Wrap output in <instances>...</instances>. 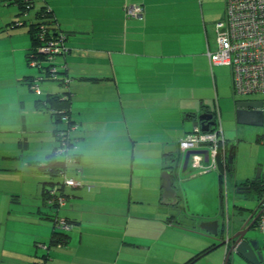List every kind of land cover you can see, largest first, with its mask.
<instances>
[{"label":"crops","instance_id":"obj_1","mask_svg":"<svg viewBox=\"0 0 264 264\" xmlns=\"http://www.w3.org/2000/svg\"><path fill=\"white\" fill-rule=\"evenodd\" d=\"M43 1L53 10L65 36L67 55L58 57V63H67L73 78L71 117L79 126L74 134L79 163L69 166L68 175L81 179L87 189L74 188L71 191L74 200L68 201L60 212L61 217L72 222L69 242L47 249L54 225L42 218V212L52 214L53 211L43 204V182L47 177L40 165L58 148L55 131L62 125L56 123L50 112L40 109L35 103L36 98L28 92L31 90L26 77H36L34 71L25 67L30 38L23 42L18 38L8 41L0 56L11 53L14 60L1 59L0 65L9 69L13 63V71L0 70V76L7 75L10 82L17 84L23 83L24 77L27 83L28 90L21 87L17 99L20 100L22 132H28L32 141L23 146L21 141L18 142V154L7 157L19 158L21 152H31L28 158L32 163L23 161L28 163L30 175L41 182L30 188L29 193L33 195L41 190V201L15 202L12 211L10 204L15 200H8L7 211L1 212L0 223L12 231L13 242L7 243V236L0 232L3 247L11 250L7 255L1 253L0 264H34L45 253L50 256L46 264H186L193 259L191 264H223L224 247L200 254L220 242L211 240L199 228L179 226L177 221L181 213L176 209L178 206L163 203L162 172L173 164H177L178 170L174 180L178 205L181 201L178 177L183 171V161L180 164L179 160L184 155L181 153L180 156V140L202 126L200 115L211 113L215 116L219 97L230 96L227 88L214 83V101L212 93L208 97L194 81L191 84L189 72L195 73L194 80H208L210 75L206 63L205 70L198 69L194 56L182 59L177 55V52H192L190 32L187 33L189 45L184 48L182 41L177 44L173 35L162 40L167 34L181 35L175 29L167 30L168 26L175 27L172 7H168L173 0ZM130 5H142L144 17H127L124 8ZM102 10L104 16L100 15ZM10 11L11 21L12 15L18 17V11L13 8ZM2 16L4 12L0 11L1 19ZM205 28L206 23L204 31ZM202 54L204 51L200 50L197 56ZM59 88L50 84L46 94L63 93ZM228 101L223 108L230 115L233 109L235 111V105L230 97ZM223 133L227 140L224 129ZM176 157H179L177 163L172 160ZM78 167L82 170L81 175L76 173ZM212 174L207 173L204 186L211 189L213 208L218 199L220 204L215 214H202L198 221L185 215L198 224L219 219L217 212L225 217L224 196H220L221 190L224 195L220 172L217 170L215 175ZM8 176H1V179L5 181ZM250 178L236 182L234 193ZM20 192L22 194L23 190ZM229 202L228 199V205ZM241 204L236 207L238 210L244 207ZM244 218L238 216L240 225ZM170 234L174 237H168ZM260 251L261 264H264L261 244ZM238 264L250 263L239 259Z\"/></svg>","mask_w":264,"mask_h":264},{"label":"rangeland","instance_id":"obj_2","mask_svg":"<svg viewBox=\"0 0 264 264\" xmlns=\"http://www.w3.org/2000/svg\"><path fill=\"white\" fill-rule=\"evenodd\" d=\"M43 2V0H38L35 9L29 12V15L26 18L22 16L17 17L14 14L12 15L13 18L10 21V8L17 10L18 13L19 10L15 5H4L0 0V11L4 12V16H2L3 18H0V51H3L2 47L8 44V41L12 39L18 38L20 42H23L25 40L27 41L29 39L27 33L29 23L35 19V13L41 7ZM172 2V4H168V7H172V23H175V27L170 28L168 26L167 30L175 29L179 31L181 35L167 34L166 38L165 36H162V40H166L170 37V35H173V38L176 40L177 44L179 43V41H182L184 48L185 46L189 45L187 42V33L190 32L191 35L189 39L193 41L190 44L192 52H186L184 54L183 52H177V55L182 59H190L194 56L197 61L196 66L198 69L201 68L205 70L206 63L207 72L210 75V79L208 80L199 78H196V80H194L195 73L189 72L188 75H190L191 84L194 81V84L198 86V88H202L201 91L205 92V95H207L208 97L209 94L212 93L214 101V83L217 84V86L221 88L225 87L230 91V96L219 97L218 101H216L215 109L217 111L215 113V120L217 121V123L218 120H220L223 125V129L226 131L228 154L232 146L236 147L235 158H233L234 161L232 164L234 165V170L232 168V171H228V175L226 176V178L224 176L223 210L225 212V217H227V214L229 217V231H232V229L234 228H237L238 230L240 228L238 216L241 214L236 207H238L240 203H242L241 205H243L244 207L254 209L258 206L259 198L262 194L256 190L251 193L240 194L237 192V189L235 190L237 193H234L233 186L234 184H236V182L245 180V178L252 177L250 178V180H252L260 167L262 168V171L264 173V130L260 127L238 124L236 122L234 109L230 113V115H227L224 111L223 105L229 103V97L233 100L235 105L237 100L243 98L256 99L260 98V96L235 95L234 92H232L233 76L231 68L229 66L222 65H214L212 68L210 67L211 64L208 56L209 53H214L217 50L215 25L225 15V0H173ZM94 6H97V4H95ZM100 12V15L104 16L103 10ZM5 14H7V18H5ZM167 17L169 20V13H167ZM17 19H21L23 21L27 20V24L23 27H16L14 24H12V22ZM133 19L136 18L133 17ZM204 23H206V31H204ZM179 36L181 38H179ZM200 50H203L204 54L197 56V53H199ZM191 53H195V55ZM1 59L11 61L14 60L11 53H9L7 56H0V60ZM10 64H12V66L9 69L0 65V70H2V72L13 71V63ZM25 67L28 70L34 71L37 76L39 75L35 68H32L31 65L26 64ZM182 72L184 73V70ZM197 73L199 74L200 72L197 71ZM22 82L23 83L17 84L16 82H10L7 75L0 76V219L1 217H3V214L1 212L5 211L6 213L8 203L12 199L15 200L13 204H10L12 211L14 210V205H16L15 202L19 201L20 204H25L29 201L31 202L33 199L36 201H41V190L33 195L29 193L30 188L33 189L34 186L37 185V183L41 182L39 178H34V175H30V173L28 172V163L26 162L32 163L30 157L28 158L31 152H21L19 158L7 157H13L14 155L18 154V142L20 143L21 141V146H23L24 143L32 141L29 133H23L21 127V108L19 102L20 100L17 99V93L21 91V87H26L28 90L27 83L26 81H24V77ZM50 84H53L55 88L59 87L58 85L55 86V82L39 81V87L41 91H43V96L48 93ZM28 92L33 97V99L37 97L34 92ZM25 103V105H27V102ZM224 107L225 109H227V106ZM63 127H65V124H63L60 128ZM21 146H19L21 149L24 148ZM23 159H25L26 162H24ZM182 159L183 157H181L179 160L180 164L182 162ZM4 168L10 170L5 171L3 170ZM16 169H19V171H16ZM210 173H213L212 175H215L217 173V170H212L210 171ZM4 175H9L5 181L1 179V176ZM207 177V173L206 175H202L201 169H194L192 168V166H190L186 171L180 173L178 177V188H180L181 190V201L176 209L177 211H180L179 213H181V215H189L194 220L198 221L200 220V215H208L209 213L213 215V213L215 214V211H218V207L220 204L219 199L218 203L216 202L213 208V198L211 199L210 196L211 189L208 190L206 189V186H204V182ZM20 190H23L22 194ZM228 199L230 200L229 205ZM72 200L73 199H69L70 202ZM40 204L41 202L37 205ZM230 210H232V213H230ZM216 216L220 217V221L224 219L218 212L216 213ZM68 230H70V227ZM0 232H2L4 235H7V240L12 239V231L6 228L1 223ZM250 234L255 238H258L261 247L264 248V234L258 229L257 226L255 230L250 232ZM194 236L195 235H192V237ZM168 237L172 238L174 237V235L170 234L168 235ZM180 237L184 238L183 235H180ZM10 252V249L3 247V237L0 238V256L1 253L7 255Z\"/></svg>","mask_w":264,"mask_h":264},{"label":"built area","instance_id":"obj_3","mask_svg":"<svg viewBox=\"0 0 264 264\" xmlns=\"http://www.w3.org/2000/svg\"><path fill=\"white\" fill-rule=\"evenodd\" d=\"M34 1V0H29ZM127 17H140L143 14L141 5L125 6ZM17 25L22 26V22ZM217 50L210 54V61L214 65H226L232 70L233 92L235 95H257L264 103V0H226L224 17L216 23ZM65 36L51 38L44 42L41 52L53 57L56 53L65 51ZM34 65V62L31 63ZM53 69V75H56ZM40 94L38 87H33ZM66 130L59 133V154L67 162H72V153L76 150L72 132L77 124H69V117H63ZM69 124V125H68ZM215 127L203 131L196 127L179 142L180 151L193 152L190 157V166L201 169L202 173L218 170L219 162L226 161V152L221 151V141L224 143L222 123L214 120ZM207 151L208 157L204 154ZM227 174V171L224 172ZM61 176L67 186L80 187L82 184L75 179L68 178L66 171ZM54 193V191H53ZM61 203V202H60ZM61 205H63L61 203ZM260 217L258 228L264 233V197L259 205ZM63 223V228L69 227Z\"/></svg>","mask_w":264,"mask_h":264},{"label":"trees","instance_id":"obj_4","mask_svg":"<svg viewBox=\"0 0 264 264\" xmlns=\"http://www.w3.org/2000/svg\"><path fill=\"white\" fill-rule=\"evenodd\" d=\"M38 0L34 1H29V0H2L1 3L4 5H15L17 9L19 10L18 16L22 17H27L29 15V12L35 9L36 3ZM143 8V14L142 16L138 18H143L144 17V7L141 5ZM225 8H226V0H225ZM18 22H22L23 25L19 26L17 25ZM16 27H23L27 24V20L23 21L21 19L14 20L12 22ZM61 32V29L59 27L57 19L54 17V12L52 9L48 7L45 3L41 5V7L36 11L35 13V19L32 20L29 23V28H28V34L29 38L31 40V45L30 48L28 49L27 52V63L28 65H31L32 62H34V65H31L32 68H35V70L38 72V76L36 74V77H26L28 80V85L29 89L31 92H34V94L37 96L35 103L37 106L42 109V110H47L50 112L54 117L55 121L57 124H65V127L59 128L55 131L56 133V138L57 141L60 142L59 139V133L62 131H65L67 126L66 122L63 120V117L68 116L70 121L69 124H77L71 117V91H70V85L73 82V78L71 77L69 73V68L66 66V64H60L57 61V58L63 56L65 57L67 55V52H61V53H56L53 55L52 59L50 56L43 54L40 50L44 45V42L47 40H50L51 38H57L59 37ZM211 62V61H210ZM212 64V62H211ZM214 65V64H212ZM226 66V65H224ZM56 69L55 71L57 72L56 75H53V69ZM39 81H51L55 82L59 87H62L60 89L63 90V93L55 94V93H49L43 96V91H41L39 87ZM33 87H38L40 90V94H37L35 92V89ZM65 89V90H64ZM215 120V116H213L212 121ZM68 124V125H69ZM78 124H77V129H78ZM215 125H212L211 128L213 129ZM77 129L72 132V140H76V136L74 137V134L76 133ZM224 134V133H223ZM73 140V141H74ZM224 143L220 144L221 151L226 152V161L221 163L219 162L218 170L220 172L219 179L221 182V185L224 184V176L226 178L228 171H232L233 165L230 164L229 158H228V151L227 149V140L224 137ZM76 144V141H75ZM77 146V145H76ZM235 146H232V154L233 158H235ZM181 156V154H180ZM73 161L72 162H67L66 159L59 154V148H56V150L51 154L48 155L47 161L43 164L40 165V170L42 173H44L47 177V180L43 182V191H42V199H43V204L46 207L47 210L53 211L52 214L49 212L45 211L42 212L43 214V219L50 220L53 222L54 229L51 233L50 236V244L47 246V249L53 246H62L66 243L69 242L71 236L70 233L68 232L69 230H66L63 228V223L67 225L68 227L71 228V220L65 217L60 216V210H62L66 205L69 199L74 200V194L71 193V191L75 189H81L82 187L86 188V184L81 180L77 179L75 177H70L68 174V168L71 165H75L79 163V155L77 152V147L76 150L73 151L72 153ZM177 158L172 159L173 161H176L177 163ZM234 161V160H233ZM174 169L176 170L177 164L172 165ZM176 166V167H175ZM66 171V175L68 178L75 179L76 181L80 182L82 185L80 187H73V186H67L64 182V177L61 176L62 171ZM227 171V174L224 172ZM77 175H81L82 170L78 167L76 169ZM250 181H247L244 185L246 186H251V192L253 191H259L262 195L259 198V204L260 205L263 197H264V175H262V181L261 183H257L254 185L250 184ZM87 189V188H86ZM54 191V193H53ZM250 192V193H251ZM221 198L223 197V193L221 190L220 193ZM63 205H61V203ZM70 202V201H69ZM257 206V207H258ZM255 209V208H254ZM254 209H249L247 207H242L239 211L242 216H245V218L253 212ZM248 210L249 212H245ZM258 214L260 216V208H258ZM225 213H223V216ZM224 220L229 222V217H223ZM223 220V219H222ZM259 223V219L256 222ZM7 236V235H6ZM13 242L12 239H8L7 243ZM215 245H213L214 247ZM210 248L208 250L202 251L200 254H205L209 251H211ZM49 254L45 253L42 254L41 257L39 258L40 260H37L34 262V264H46L47 259H49ZM42 259V260H41ZM194 260V259H193ZM193 260L187 262L186 264H191Z\"/></svg>","mask_w":264,"mask_h":264},{"label":"water","instance_id":"obj_5","mask_svg":"<svg viewBox=\"0 0 264 264\" xmlns=\"http://www.w3.org/2000/svg\"><path fill=\"white\" fill-rule=\"evenodd\" d=\"M235 118L238 124L260 127L264 130V103L261 100L254 99L238 100L235 104ZM212 119L213 114L211 113H204L199 116L203 131H209ZM173 151H175V149ZM192 153L191 151L185 153L182 160L183 171L187 169ZM204 154L208 157L207 151H204ZM229 162L233 164L232 147L229 150ZM177 171V169L174 170V167L171 166L162 172V196L163 203L165 204H175L178 206L177 190L174 187L175 174ZM261 181L262 168L260 167L250 184L254 185L261 183ZM250 190L251 186L242 189L237 188V192L240 194L250 193ZM258 208L259 207H256L253 212L251 211V213L244 218V222H242L237 231H233V229L229 231L230 226L224 219L222 221L219 219L211 221L204 220L198 224L194 220L187 219L185 215H180L177 224L190 229L199 228L208 238L215 242H220L218 245L214 244L215 246L213 249H217V247L225 248L223 264H238L239 259H244L250 264H261L263 256L260 251L259 240L250 234L251 231L256 229L255 224L259 214L256 216H254V214L257 212ZM245 212L249 211L246 210Z\"/></svg>","mask_w":264,"mask_h":264},{"label":"clouds","instance_id":"obj_6","mask_svg":"<svg viewBox=\"0 0 264 264\" xmlns=\"http://www.w3.org/2000/svg\"><path fill=\"white\" fill-rule=\"evenodd\" d=\"M213 123H214V121H212V124L210 125V128H211V126L213 125ZM210 128H209V130H210ZM201 129H202V127H201ZM180 149V148H179ZM182 153V152H181ZM183 154V153H182ZM183 155H185V154H183ZM189 166H190V163H189ZM203 174V173H202ZM205 174V173H204ZM228 175V174H227ZM259 207V206H258ZM259 217L260 216H258V219H259ZM257 219V220H258ZM257 227H258V223H257V225H256ZM259 229V228H258ZM260 230V229H259ZM261 231V230H260ZM262 232V231H261ZM263 233V232H262ZM264 234V233H263Z\"/></svg>","mask_w":264,"mask_h":264},{"label":"flooded vegetation","instance_id":"obj_7","mask_svg":"<svg viewBox=\"0 0 264 264\" xmlns=\"http://www.w3.org/2000/svg\"><path fill=\"white\" fill-rule=\"evenodd\" d=\"M244 187H247L246 185H244V184H241V185H239L238 186V188H240V189H242V188H244ZM256 215H258V211L254 214V216H256ZM257 222V221H256ZM256 225V224H255Z\"/></svg>","mask_w":264,"mask_h":264}]
</instances>
